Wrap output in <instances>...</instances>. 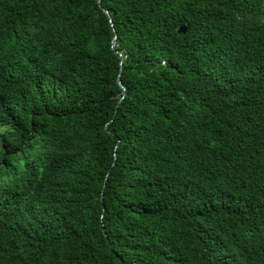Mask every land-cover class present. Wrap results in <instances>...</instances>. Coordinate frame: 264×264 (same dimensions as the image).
Returning a JSON list of instances; mask_svg holds the SVG:
<instances>
[{
    "label": "trees",
    "instance_id": "obj_1",
    "mask_svg": "<svg viewBox=\"0 0 264 264\" xmlns=\"http://www.w3.org/2000/svg\"><path fill=\"white\" fill-rule=\"evenodd\" d=\"M0 264H264V0H0Z\"/></svg>",
    "mask_w": 264,
    "mask_h": 264
},
{
    "label": "water",
    "instance_id": "obj_2",
    "mask_svg": "<svg viewBox=\"0 0 264 264\" xmlns=\"http://www.w3.org/2000/svg\"><path fill=\"white\" fill-rule=\"evenodd\" d=\"M178 31L181 32V33H185V32L187 31V27L184 26V25H181V26L179 27ZM122 86H123V85H122ZM123 87H124V86H123ZM124 88H125V87H124Z\"/></svg>",
    "mask_w": 264,
    "mask_h": 264
},
{
    "label": "bare ground",
    "instance_id": "obj_3",
    "mask_svg": "<svg viewBox=\"0 0 264 264\" xmlns=\"http://www.w3.org/2000/svg\"><path fill=\"white\" fill-rule=\"evenodd\" d=\"M182 236V235H181Z\"/></svg>",
    "mask_w": 264,
    "mask_h": 264
}]
</instances>
